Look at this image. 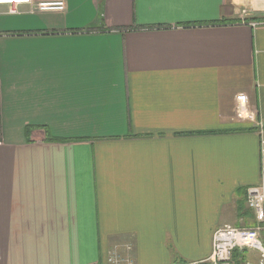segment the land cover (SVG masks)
I'll return each mask as SVG.
<instances>
[{
	"label": "crops",
	"instance_id": "crops-1",
	"mask_svg": "<svg viewBox=\"0 0 264 264\" xmlns=\"http://www.w3.org/2000/svg\"><path fill=\"white\" fill-rule=\"evenodd\" d=\"M32 1L0 5V264L200 262L252 227L264 0Z\"/></svg>",
	"mask_w": 264,
	"mask_h": 264
},
{
	"label": "built area",
	"instance_id": "built-area-1",
	"mask_svg": "<svg viewBox=\"0 0 264 264\" xmlns=\"http://www.w3.org/2000/svg\"><path fill=\"white\" fill-rule=\"evenodd\" d=\"M31 4L32 0H0V5ZM37 10H54L63 12V0L40 2L35 4ZM254 24V23H253ZM262 134V130L260 131ZM264 155V138L261 140ZM245 203L253 213L252 227H237L225 224L214 230L212 249L207 259L203 261L176 262L173 264H232L235 251L250 253L251 259H245V264H264V182L246 188ZM107 264H132L131 257L120 256L114 252L108 254Z\"/></svg>",
	"mask_w": 264,
	"mask_h": 264
},
{
	"label": "trees",
	"instance_id": "trees-1",
	"mask_svg": "<svg viewBox=\"0 0 264 264\" xmlns=\"http://www.w3.org/2000/svg\"><path fill=\"white\" fill-rule=\"evenodd\" d=\"M244 259V252L235 251L232 256V264H243Z\"/></svg>",
	"mask_w": 264,
	"mask_h": 264
},
{
	"label": "rangeland",
	"instance_id": "rangeland-1",
	"mask_svg": "<svg viewBox=\"0 0 264 264\" xmlns=\"http://www.w3.org/2000/svg\"><path fill=\"white\" fill-rule=\"evenodd\" d=\"M39 3L40 2H47V1H54V0H37ZM64 1V0H63ZM37 2V3H38ZM58 14V13H57ZM49 16V15H48ZM55 16H56V14H55ZM38 17L40 18V15H38ZM40 20V19H39ZM244 258L247 260H249V259H251L252 260V258H251V254L250 253H244ZM244 259V260H245ZM243 264H245V261H244V263Z\"/></svg>",
	"mask_w": 264,
	"mask_h": 264
}]
</instances>
